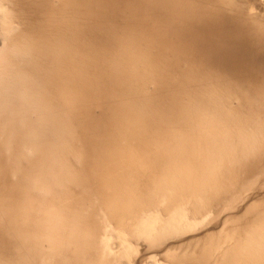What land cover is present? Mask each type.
<instances>
[{
    "label": "rangeland",
    "instance_id": "obj_1",
    "mask_svg": "<svg viewBox=\"0 0 264 264\" xmlns=\"http://www.w3.org/2000/svg\"><path fill=\"white\" fill-rule=\"evenodd\" d=\"M237 244L264 264V0H0V264Z\"/></svg>",
    "mask_w": 264,
    "mask_h": 264
},
{
    "label": "bare ground",
    "instance_id": "obj_2",
    "mask_svg": "<svg viewBox=\"0 0 264 264\" xmlns=\"http://www.w3.org/2000/svg\"><path fill=\"white\" fill-rule=\"evenodd\" d=\"M153 222L154 221L152 220H150L149 222H140V221L137 222L136 221L132 227L134 231L136 232V235L140 236L143 239L148 240L153 235V233L159 234L160 232V228L158 227L153 228V224H154ZM155 238L153 237L152 240ZM234 248H235L233 250L234 256H233V259L231 260L232 263H234V259L236 260V262L239 261V263L241 264H262L263 263V259L259 258L260 257L259 255L261 254L257 253V251H255L254 248L251 246V244H243V245L237 244L236 247ZM195 259L196 257H194V260L192 259L193 261L191 262V264H202L203 263V261L201 262V261H197L198 259L196 260ZM217 264H225V263L222 261V262H218Z\"/></svg>",
    "mask_w": 264,
    "mask_h": 264
}]
</instances>
